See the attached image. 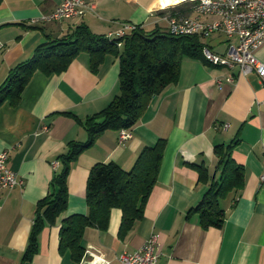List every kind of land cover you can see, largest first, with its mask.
<instances>
[{
  "label": "crops",
  "instance_id": "crops-1",
  "mask_svg": "<svg viewBox=\"0 0 264 264\" xmlns=\"http://www.w3.org/2000/svg\"><path fill=\"white\" fill-rule=\"evenodd\" d=\"M95 1L94 11L80 17L32 21L52 11L58 0H0V84L39 44L82 22L101 34L126 24L166 29L162 12L150 10L157 0ZM180 7L188 11L185 4ZM201 38L220 53L237 41L220 31ZM254 54L264 61V42ZM118 71L115 55L106 53L93 68L89 53L80 51L59 73L34 71L18 102L0 105V151H7V166L23 179L22 185L0 188V264H79L69 250L60 251L59 229L66 216L88 211L90 167L113 161L129 169L139 151L159 138L165 139V147L143 216L121 237V210L113 207L106 229L86 227L85 248L101 252L108 264H121L120 252L133 251L156 234L155 264H264V84L255 71L243 74L238 65L220 66L191 56L181 58L177 79L151 97L128 139L120 142L119 129H106L78 155L67 177V208L54 223H43L36 251L22 261L36 204L55 189L60 155L72 140L87 139L81 120L106 107L118 93ZM228 75L234 81H228ZM233 140L231 156L244 167V184L221 200L223 224L205 228L197 214L188 212L219 176L215 146ZM193 164L205 165L208 182L199 179Z\"/></svg>",
  "mask_w": 264,
  "mask_h": 264
},
{
  "label": "trees",
  "instance_id": "trees-1",
  "mask_svg": "<svg viewBox=\"0 0 264 264\" xmlns=\"http://www.w3.org/2000/svg\"><path fill=\"white\" fill-rule=\"evenodd\" d=\"M169 2L165 0L163 4L166 6ZM182 4L188 6L189 3ZM180 5L177 8L181 9ZM118 41L121 45H118ZM204 46L198 34H172L158 25L146 29L136 24L123 37L109 38L107 34L93 32L82 22L63 36L39 44L29 58L10 69L0 84V105L6 100L16 104L34 71L59 73L80 51L89 53L93 68L99 65L106 53L115 55L119 60V91L106 107L81 120L87 131V139L72 140L67 151L60 155L62 166L53 180L55 189L36 204V215L22 256L23 262L36 251L37 236L43 223H54L67 208V177L78 155L104 130L130 129L134 126L151 97L177 79L181 58H205ZM234 143L235 140L226 146H215L219 157V176L209 182L206 192L188 212L197 214L205 228L223 224L225 209L221 200L231 192L237 193L244 184V167L231 156ZM164 147V138L144 146L129 169L113 161L94 163L89 169L85 186L88 211L63 218L59 229L60 251L69 250L71 256L80 261L85 252L82 242L84 230L90 225L106 229L113 207L121 210L118 234L125 237L143 216L147 198L157 180ZM193 165L198 170L199 179L208 182L205 165Z\"/></svg>",
  "mask_w": 264,
  "mask_h": 264
},
{
  "label": "built area",
  "instance_id": "built-area-1",
  "mask_svg": "<svg viewBox=\"0 0 264 264\" xmlns=\"http://www.w3.org/2000/svg\"><path fill=\"white\" fill-rule=\"evenodd\" d=\"M151 12L160 10L166 20V29L172 34H198L201 37L213 32H223L237 41L229 42L224 52H216L205 45L211 58L224 57L225 66L238 65L240 72L246 74L255 71L264 84V61L258 59L254 51L264 42V0H184L165 6L157 0ZM188 2V11L177 8L181 3ZM96 8L95 0H58L55 8L42 14L35 20L52 21L72 17H80ZM136 24H126L122 28L108 32L110 36L125 35L126 28ZM1 45V44H0ZM230 82L232 75L226 76ZM218 79V83H221ZM131 130L119 129V141L131 136ZM8 153L0 151V188L10 189L22 185L23 179L6 164ZM264 179V174L261 175ZM159 241L156 234H151L133 251L123 250L117 256L121 264H155L158 260ZM92 246L85 248L79 264H108L109 260L101 252H94Z\"/></svg>",
  "mask_w": 264,
  "mask_h": 264
},
{
  "label": "bare ground",
  "instance_id": "bare-ground-1",
  "mask_svg": "<svg viewBox=\"0 0 264 264\" xmlns=\"http://www.w3.org/2000/svg\"><path fill=\"white\" fill-rule=\"evenodd\" d=\"M180 1H184V0H170L168 5H171V4H174L176 2H180ZM168 5H166V6H168ZM107 35L109 36V38H111V37H117L118 38L119 37V36H110V34H107ZM118 45H121V42L118 41ZM203 53H204L205 58L209 62L216 64V65L225 66V58L224 57L211 58L210 55L207 53L205 46L203 48Z\"/></svg>",
  "mask_w": 264,
  "mask_h": 264
},
{
  "label": "rangeland",
  "instance_id": "rangeland-1",
  "mask_svg": "<svg viewBox=\"0 0 264 264\" xmlns=\"http://www.w3.org/2000/svg\"><path fill=\"white\" fill-rule=\"evenodd\" d=\"M162 1V0H161Z\"/></svg>",
  "mask_w": 264,
  "mask_h": 264
}]
</instances>
